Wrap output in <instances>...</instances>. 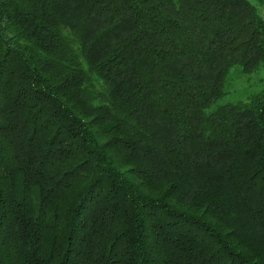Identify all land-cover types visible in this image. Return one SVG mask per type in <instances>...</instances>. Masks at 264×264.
Here are the masks:
<instances>
[{"label": "trees", "instance_id": "16d2710c", "mask_svg": "<svg viewBox=\"0 0 264 264\" xmlns=\"http://www.w3.org/2000/svg\"><path fill=\"white\" fill-rule=\"evenodd\" d=\"M255 1L0 0V264H264Z\"/></svg>", "mask_w": 264, "mask_h": 264}, {"label": "rangeland", "instance_id": "374dc122", "mask_svg": "<svg viewBox=\"0 0 264 264\" xmlns=\"http://www.w3.org/2000/svg\"><path fill=\"white\" fill-rule=\"evenodd\" d=\"M261 14L263 7L255 0H247ZM264 90V63L250 72H243L239 65L228 68L223 83V95L204 109V114L220 106L246 102L251 96Z\"/></svg>", "mask_w": 264, "mask_h": 264}]
</instances>
